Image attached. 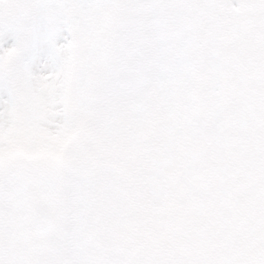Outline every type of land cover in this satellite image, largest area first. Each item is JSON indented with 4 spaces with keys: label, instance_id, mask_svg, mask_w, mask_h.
I'll list each match as a JSON object with an SVG mask.
<instances>
[{
    "label": "snow or ice",
    "instance_id": "snow-or-ice-1",
    "mask_svg": "<svg viewBox=\"0 0 264 264\" xmlns=\"http://www.w3.org/2000/svg\"><path fill=\"white\" fill-rule=\"evenodd\" d=\"M0 264H264V0H0Z\"/></svg>",
    "mask_w": 264,
    "mask_h": 264
}]
</instances>
